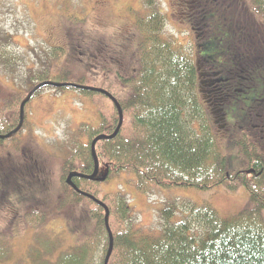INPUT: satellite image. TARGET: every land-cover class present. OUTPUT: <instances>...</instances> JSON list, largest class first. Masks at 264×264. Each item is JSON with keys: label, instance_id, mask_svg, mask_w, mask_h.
<instances>
[{"label": "trees", "instance_id": "obj_1", "mask_svg": "<svg viewBox=\"0 0 264 264\" xmlns=\"http://www.w3.org/2000/svg\"><path fill=\"white\" fill-rule=\"evenodd\" d=\"M198 1L195 0L197 5L190 2L189 6H196L199 16L203 0ZM242 1L210 0L207 17L187 23L194 42L191 57L175 42L162 36L163 19L155 11L152 1L148 2V16L136 20L135 32L141 36V42L133 52L135 67L127 76L117 74L118 78L115 74L120 86L127 91L124 99L114 97L103 87L90 85L87 71L91 69L87 68L86 73L80 75L67 70L69 60L75 62L72 55L79 38H86L80 33L84 20L72 18L79 28L77 35L68 34L72 46L69 58L62 47L51 52L52 58L57 63L59 61L63 69L51 76L46 73L29 76L28 83H24L27 91L24 88L10 96L4 94L0 107V146L19 135L24 124L20 108L43 89L52 87L58 93L74 90L87 98L105 97L112 101L113 108L112 113L100 111L101 120L97 127L82 124L76 128L75 139L61 163L58 197L54 204L43 202L45 208L42 211L25 214L32 224L28 227L35 233L24 259L31 264H104L110 249V232L112 250L107 264H264V154L250 134L253 126H257L259 138L263 136L264 139V130L263 134L259 131V126L264 124V62L261 60L264 52L259 41H255V35H259L251 22L252 19L259 27H264V0H248L250 5L247 7ZM229 12L232 16L228 21L226 13ZM246 12L250 14L249 18L242 15ZM258 14L262 20L257 19ZM208 17L213 19L215 29H224L229 22L231 31L212 34V42L201 40L202 27L210 20ZM227 39L234 44L235 51L224 60L227 53L215 48L224 45ZM4 44H8V38L0 36V48ZM89 51L94 49L89 48ZM197 55L212 59L208 62L212 64L210 67L200 61L201 68L203 65L210 68L204 71L206 83L210 85L208 88L213 91L230 87L233 92L219 103L217 93L211 94L209 109L202 99H198L199 73L193 64ZM0 60L3 70L10 67L13 70L16 65H8L7 54L0 53ZM218 64L226 66L229 71V83L216 80L212 68ZM48 82L60 85L40 87L38 84ZM89 88L103 90L108 96ZM237 98L239 106L243 105L242 99L252 102L251 106L237 111ZM228 103H233L234 118L224 110ZM220 107L230 120H235L233 133L244 130L250 134L240 141L247 160L243 169L229 170L228 156L221 153L218 136L213 132L209 115L215 120L220 115ZM238 127L242 129L237 130ZM94 140L93 159L91 146ZM0 162L3 161L0 159ZM17 164L12 158H8L6 164H0V175L7 173L8 178L11 177L13 190H21L23 185L19 182L23 179L26 180L24 191L32 190L33 186L44 187L42 184L47 181L39 176L33 181L23 178L24 169L16 167ZM101 167L105 172L102 176L99 173ZM34 169L38 170L37 167ZM127 172L133 177L136 191L143 194L151 189L173 187L201 191L216 186L231 191L242 187L249 203L229 220H222L208 204H187L183 206L186 215L177 223L169 224L174 213L171 205L161 211L164 224L159 236H135L126 196L120 192L102 194L100 191L102 186L119 179V174ZM74 173L81 176L72 178L67 184L66 178ZM0 185L1 208L10 200L1 181ZM54 218L64 221V238L47 225ZM77 222L81 227L76 225ZM12 242L10 233L2 229L0 262L13 256Z\"/></svg>", "mask_w": 264, "mask_h": 264}, {"label": "rangeland", "instance_id": "obj_2", "mask_svg": "<svg viewBox=\"0 0 264 264\" xmlns=\"http://www.w3.org/2000/svg\"><path fill=\"white\" fill-rule=\"evenodd\" d=\"M151 1L155 11L163 19L160 27L162 36L175 42L176 46L191 57L194 42L190 38L191 31L187 23H195L207 17L210 0H203L202 4L200 3L199 16L196 13V6L194 8L189 6L190 2L197 5L195 0L190 2L187 0H0V36L8 38V44L2 45L0 53L7 54L9 66L16 64L13 70L12 67L5 70L0 67V107L4 94L10 96L13 92H21L26 88L29 76H37L39 73L51 76L63 69L59 61L57 63L52 58L51 52H55V48L62 47L66 50V57L69 58L72 46L68 34L71 32L70 34L77 35L76 30L79 28L71 18L77 21L84 20L80 33L86 38H79L77 48L72 55L75 62L69 60L67 70L80 75L86 73L84 71L87 68L91 69L92 71H87L90 85L103 87L114 97L124 99L127 91L120 86L116 76L117 74L127 76L135 67L133 52L141 42V36L135 32L136 20L148 16V2ZM226 3L227 1L223 4ZM242 4L246 7L250 5L248 0H243ZM212 11L213 8L210 9V13ZM242 15L247 18L250 16L248 12ZM231 16L230 12L226 13L228 21ZM256 17L262 20L259 14ZM212 20L203 25L201 40L212 42L210 41L212 34L231 31L229 22L224 29H215ZM248 22L251 26L254 24V31L259 35H255V41H259L260 48L264 52V27H259L252 19L253 24ZM89 48L94 51H89ZM215 50H224L221 52L227 53V55L223 54L226 55L224 60L235 51L234 44L229 39ZM261 60L264 62L263 54ZM229 62L228 60L227 63ZM213 64L215 65V62ZM211 65L209 64V67ZM212 71L216 73V80L223 84L229 83L230 73L226 66L218 64L212 68ZM224 110L229 117H235L233 103H228ZM100 111L112 113V101L98 96L87 98L74 90L58 93L52 87L43 89L42 93L28 100L21 109L24 114L23 127L19 135L9 138L3 146H0V159L5 164L8 158L17 161L16 167L21 166L24 169L23 178L33 181L39 176L41 180L47 182L42 184L44 186L42 188L32 185V190L24 191L26 180L23 179L19 182L23 187L16 192L10 186L11 177L8 178L7 173L0 175L3 191L10 200L0 208V231L2 229L8 231L13 241V256L0 264H31L24 259V254L33 241L35 231L28 227L32 224L25 218V214L42 211L45 208L42 207L43 202L46 205L54 204L58 197L61 163L66 159L72 146L76 128L82 124L97 127L101 120ZM209 116L213 132L218 136L221 153L228 156L229 170L245 168L247 160L240 145V141L245 137L240 132H234L232 138L225 137V133L221 132L217 122L215 123L217 119L214 120L211 115ZM250 134L255 139L259 151L264 154V139L259 138L258 130L255 129ZM81 140L84 141L85 138ZM99 173L101 176L104 175V168L101 167ZM100 191L102 194L120 192L126 196L130 206V224L135 236L140 234L159 236L164 224L161 211L171 205L174 206V213L169 224L177 223L186 215L183 206L187 204L197 206L208 204L217 211L222 220H229L249 203L247 192L242 187L234 191L224 186L202 191L195 188L173 187L151 189L149 193L143 194L136 191L133 177L129 172L119 174V179L116 178L110 184L102 186ZM99 196L101 198V195ZM38 200L39 204H37ZM262 218L264 219V211ZM79 224L76 223L81 227ZM47 225L64 238L66 231L64 221L54 218ZM48 233L51 234L50 231Z\"/></svg>", "mask_w": 264, "mask_h": 264}, {"label": "flooded vegetation", "instance_id": "obj_3", "mask_svg": "<svg viewBox=\"0 0 264 264\" xmlns=\"http://www.w3.org/2000/svg\"><path fill=\"white\" fill-rule=\"evenodd\" d=\"M195 60V64H196V71H197V73H199L198 74V76H199V80H198V83H199V85H198V99H202V101H203V103L207 106V108L209 109L210 108V105L211 104H209V101H211L212 99L210 98V96H211V94H213L214 92H216L217 93V95H218V103H219V101H221V100H223V98L224 97H226V96H228V95H230V94H232L233 92H231L230 91V87H228V88H225V87H219V88H216L215 90H213V91H211L208 87L210 86L209 84H207L206 83V80H205V78H206V74L204 73V71H206V70H208V69H210V68H208V67H206V66H202V68H201V62H204V64H207L209 61H212V59L211 58H207V59H204V58H202V57H200V55H197L196 56V58L194 59ZM201 61V62H200ZM221 62V61H220ZM219 62V63H220ZM209 64V63H208ZM202 70V71H201ZM209 76V75H208ZM207 76V77H208ZM227 87V86H226ZM206 88H208V89H206ZM239 98H237L236 99V104H235V109L237 110V111H241V109H245V108H247L248 106H251V103L252 102H249V101H247V100H243L242 99V102H243V105H241V106H239L240 105V101L238 100ZM243 106V107H242ZM219 114L220 115H218V117H215L216 119V121H215V123L217 122V125L219 126V128H220V130H221V132H224L225 133V137H228V136H232V134H233V132H232V127H234L235 126V124H234V122H235V120L234 119H232L231 118V120H230V118L227 116V114H225L224 112H223V108L222 107H220L219 108ZM214 119V118H213ZM260 127V133L261 134H263V130H264V124H263V126H259ZM256 128H258L257 126H253V130H255ZM237 130L238 129H242L241 127H238V128H236ZM252 130V131H253ZM234 131V130H233ZM235 132V131H234ZM241 134H242V136L244 137L245 135H250L248 132L246 133L244 130H242V132H241ZM263 138V136H261V139Z\"/></svg>", "mask_w": 264, "mask_h": 264}, {"label": "water", "instance_id": "obj_4", "mask_svg": "<svg viewBox=\"0 0 264 264\" xmlns=\"http://www.w3.org/2000/svg\"><path fill=\"white\" fill-rule=\"evenodd\" d=\"M47 84H50V85H54V86H58L59 87V85L60 84H55V83H51V82H48V83H44V84H40V86H43V85H47ZM72 86H74V85H72ZM75 87V86H74ZM78 88H80V87H78ZM90 90H96V91H98L99 93H104L105 95H107L108 96V93L107 92H105V91H101V90H98V89H95V88H89ZM21 109L22 108H20V112H21ZM22 115V112L20 113V116ZM0 137H2V136H0ZM95 140H94V142H93V144H92V146H91V152H92V156H93V159L95 158V152H94V144H95ZM94 173H96V170H95V172ZM81 175H79V174H70L67 178H66V183L67 184H69L70 182H71V179L72 178H74V177H80ZM74 186L72 185V188H73ZM106 215H107V213H106ZM108 235L110 236V242H109V252H108V254H107V259L109 258V254H110V251L112 250V236H111V234H110V232L108 233ZM107 259L105 260V263L104 264H107Z\"/></svg>", "mask_w": 264, "mask_h": 264}]
</instances>
